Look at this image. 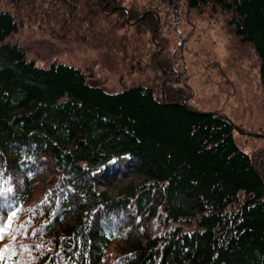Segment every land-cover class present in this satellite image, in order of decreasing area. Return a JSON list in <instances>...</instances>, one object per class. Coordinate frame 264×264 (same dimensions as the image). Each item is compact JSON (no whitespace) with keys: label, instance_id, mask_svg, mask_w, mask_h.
Returning a JSON list of instances; mask_svg holds the SVG:
<instances>
[{"label":"trees","instance_id":"1","mask_svg":"<svg viewBox=\"0 0 264 264\" xmlns=\"http://www.w3.org/2000/svg\"><path fill=\"white\" fill-rule=\"evenodd\" d=\"M53 7L44 17L58 31L90 34L81 41L87 50H76L135 81L118 79L107 91L89 80L88 66L52 59L57 46L48 39L41 42L49 59L38 62L43 52L29 56L11 40L21 19L0 7V264H264V138L254 137L262 142L254 150L241 148L223 108L165 103L157 84L136 81L153 65L159 81L180 66V79L166 78L165 97L187 96L184 82L194 74L185 55L174 56L187 38L184 19L215 11L252 47L264 76V0H56ZM150 10L177 41L171 50L163 43L159 61L137 38L156 26ZM212 28L226 32L221 22ZM127 39L139 47L117 51Z\"/></svg>","mask_w":264,"mask_h":264},{"label":"rangeland","instance_id":"2","mask_svg":"<svg viewBox=\"0 0 264 264\" xmlns=\"http://www.w3.org/2000/svg\"><path fill=\"white\" fill-rule=\"evenodd\" d=\"M24 1L31 2V4L34 5V8L31 9V5L25 6V2L17 4L10 0H0V7L9 9L21 19L22 25H20L19 30L12 35L11 40L19 41L25 45L26 48L30 49L28 52L29 56H35L36 53L41 51L43 54L41 57L36 56L38 58L37 61L41 63L47 62L49 58L43 57L50 55L47 54L48 51L42 46L45 42L41 41H46V39H48L52 40V44L57 46V52L52 54V59L56 57V59L76 64L83 69L88 66L86 73L89 74V80L101 85L107 91H115L120 87L117 82L118 79L125 84L135 81L134 73L127 71L126 74L123 70L115 72L104 69L102 65L95 62L92 55L91 58H88V54L76 50H87L81 46H83L82 42H85L83 39L85 34H90L85 28L80 27L79 31L71 36H65L64 32H62L64 30H59V32L57 28L44 17L46 12L50 13L49 8L54 9L53 5H56V0ZM120 3L123 6H129L131 0H120ZM39 4H44V9H41L43 11H40V13L38 12V9H36ZM125 17V20L129 18V21L127 20L129 23L133 22V20L130 19L129 14ZM226 18L227 15L217 11L211 12V14H199L198 12L195 17H185L184 21L187 20L190 23L189 26H183L187 38L184 46L181 45L180 51L177 49L174 56L179 58L181 55H185L187 58V65L190 66L192 69L191 73L194 74L193 77L189 75L187 78L186 75H184L186 78L184 83L188 86L186 91H188L190 95V103H192L193 107L197 109H213L219 106L223 108V113L230 116L235 114V112L241 114L237 111L241 105L247 113H244L245 115L241 116L243 119H237V123L242 120L244 122L242 124L239 123V125L250 128L251 130L264 132V77L259 78L258 61L255 59L251 47L244 45V48L236 49L235 45L236 43L238 44V41L229 33V30H231L230 27L227 29L228 25L225 26ZM218 22H221V24L223 23L224 30L226 31L225 34L227 37L229 36L226 41L223 40L225 38L222 36L221 32L219 34L212 28L217 25ZM192 25L193 27L191 28ZM156 26L159 28L158 30L161 32V37L164 38V41L159 40L155 36L154 42V40H152V32L149 33L148 37L145 36L144 38L143 35L139 34L137 38L141 39L144 44L145 40H147L145 45L151 47V49L155 51V57L157 61H159V55L156 56V52H159L158 45L161 43L163 46V43L166 42L165 49L171 50L177 45V41L176 36L173 34V27L170 28L161 22V16L160 23ZM53 30H56L54 34L52 33ZM133 30V27H125L121 32H127L131 35L133 34ZM37 41L40 42L38 43ZM130 43H132L135 48L140 45L137 41L134 42L132 40L130 42V40L127 39L126 44L121 43L118 48L116 46L117 51L123 53L126 45ZM183 47H185V51H183ZM65 48L71 50L68 51ZM109 52H114V48L110 47L109 50L106 51V58L111 57L112 54ZM108 60L109 59H107L106 64H109ZM214 64H217L221 70V76L223 78L220 84H214L213 81H207L205 78L208 77L201 74L203 68L211 69ZM151 68L155 70H151L150 72L149 69H143L140 73L141 78L136 79V81L146 80L149 84H157V91L159 88H161V90L165 89L166 78L172 77L173 80H177L181 77L180 75L176 77L177 71L181 72V70H179L180 66L174 69V73L170 72V76L166 74L163 75L161 81H159L160 78L158 80L156 79V74L159 75L160 71L154 68V65L151 66ZM215 74H217V72H215ZM152 80L155 82H152ZM232 104H237L235 109L231 107ZM246 122L251 124V126ZM236 137L241 145L249 151L251 149L254 150L262 144V142L254 137L238 134H236ZM43 174V172H40V176ZM14 180L16 181V178H14Z\"/></svg>","mask_w":264,"mask_h":264},{"label":"bare ground","instance_id":"3","mask_svg":"<svg viewBox=\"0 0 264 264\" xmlns=\"http://www.w3.org/2000/svg\"><path fill=\"white\" fill-rule=\"evenodd\" d=\"M152 13H154V15H155V24L157 25V24H159L160 23V15H159V13L156 11V10H150ZM142 15H144V14H141L140 15V17L142 16ZM157 20H158V22H157ZM157 27V26H156ZM155 27V28H156ZM154 29V28H153ZM153 31V30H152ZM178 32H180V31H178ZM155 33H156V30H155ZM155 33H154V37H155ZM221 34H222V36L224 37V38H226V35H225V33L224 32H221ZM238 41V40H237ZM244 45H248V44H244L242 41H238V44L236 43V45H235V47H236V49H242V48H244L245 46ZM159 46V52H156V56H158L159 55V53H160V51H161V49L163 48V46L161 45V43L158 45ZM249 46V45H248ZM249 47H251V46H249ZM252 48V47H251ZM199 70H200V68H199ZM258 71H259V69H258ZM215 72H217V74H215ZM207 77L211 80V81H213L214 82V84H220V82H222V76H221V70H220V67H218L217 66V64H214V66H212V68L211 69H208L207 70ZM258 74H259V77H264V76H261L260 75V73L258 72ZM186 94H187V96H185L184 98H182V99H176V100H173V101H168L167 99H166V97H165V89L164 90H161V94H160V96H161V98H162V100H163V102H165V103H175V104H182V105H184V106H186V107H188L189 109H191V110H193V105H192V103H190V95H189V93H188V91H186ZM256 103V102H255ZM237 106V104H232L231 105V107L233 108V109H235V107ZM196 111H198V112H206V113H216L215 111H213V110H201V111H199V110H196ZM238 112H240L241 114H237L236 112H235V114H232V115H224V118L231 124V126L234 128V126H233V124H235V125H237V126H239L240 128H242V129H244L245 131H248V132H254V133H258L259 131L258 130H249V129H246V128H244V127H242V126H240L239 125V123H237V119H243V118H241V116L242 115H245L244 113H247L246 111H245V109H243V106H239V109L237 110ZM235 129V128H234ZM236 130V129H235ZM236 132H237V134L238 135H245V136H249V137H258V136H255V135H252V134H245V133H240V132H238L237 130H236ZM261 133H264V132H261ZM237 138V137H236ZM261 138H264V137H261ZM238 145L241 147V148H244V146L243 145H241V143H240V141L238 142Z\"/></svg>","mask_w":264,"mask_h":264},{"label":"water","instance_id":"4","mask_svg":"<svg viewBox=\"0 0 264 264\" xmlns=\"http://www.w3.org/2000/svg\"><path fill=\"white\" fill-rule=\"evenodd\" d=\"M157 22H158V20H157ZM157 25H158V24H157ZM155 30H156V28H154L153 31H152V40H154V41H155V39H154V33H155ZM162 90H163V89H162ZM197 112H198V111H197ZM233 126H234V128H235L238 132H240V133L252 134V135H255V136H258V137H264V133H261V132H258V133L248 132V131H245L244 129L240 128L239 126H237V125H235V124H233Z\"/></svg>","mask_w":264,"mask_h":264}]
</instances>
